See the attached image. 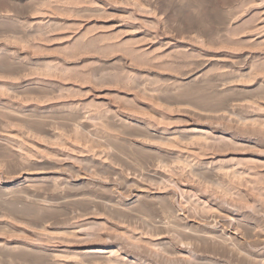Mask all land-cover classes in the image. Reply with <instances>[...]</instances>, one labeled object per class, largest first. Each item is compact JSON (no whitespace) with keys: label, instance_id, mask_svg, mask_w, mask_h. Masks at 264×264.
Returning <instances> with one entry per match:
<instances>
[{"label":"rangeland","instance_id":"rangeland-1","mask_svg":"<svg viewBox=\"0 0 264 264\" xmlns=\"http://www.w3.org/2000/svg\"><path fill=\"white\" fill-rule=\"evenodd\" d=\"M0 264H264V0H0Z\"/></svg>","mask_w":264,"mask_h":264},{"label":"bare ground","instance_id":"bare-ground-1","mask_svg":"<svg viewBox=\"0 0 264 264\" xmlns=\"http://www.w3.org/2000/svg\"><path fill=\"white\" fill-rule=\"evenodd\" d=\"M90 252V251H89Z\"/></svg>","mask_w":264,"mask_h":264}]
</instances>
